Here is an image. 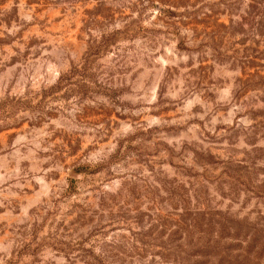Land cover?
<instances>
[{
	"label": "rangeland",
	"instance_id": "1",
	"mask_svg": "<svg viewBox=\"0 0 264 264\" xmlns=\"http://www.w3.org/2000/svg\"><path fill=\"white\" fill-rule=\"evenodd\" d=\"M0 264H264V0H0Z\"/></svg>",
	"mask_w": 264,
	"mask_h": 264
}]
</instances>
